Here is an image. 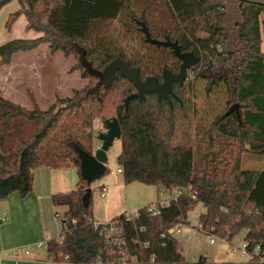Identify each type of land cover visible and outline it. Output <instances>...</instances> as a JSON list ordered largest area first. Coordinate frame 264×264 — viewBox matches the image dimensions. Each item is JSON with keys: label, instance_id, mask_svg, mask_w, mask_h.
Here are the masks:
<instances>
[{"label": "trees", "instance_id": "16d2710c", "mask_svg": "<svg viewBox=\"0 0 264 264\" xmlns=\"http://www.w3.org/2000/svg\"><path fill=\"white\" fill-rule=\"evenodd\" d=\"M10 1L0 0V8ZM17 2L10 20L23 14L25 29L40 35L1 44L0 66L9 65L18 52L47 43L51 53L74 54L81 77L94 83L57 99L47 110L35 103L26 109L0 94V199L12 192L29 193L33 170L39 167L75 166L79 174L73 145L91 154L94 119L112 117L121 130L118 168L125 184L139 182L159 191L185 189L160 207L157 215L147 211L158 203L154 202L139 208L132 220L124 213L113 217L114 234L109 240L101 232L107 222L94 221L91 193L88 205L82 204L86 184L79 174L75 189L51 196L54 206L66 210L59 234L45 241L43 260L51 264H264L259 258L264 255V54L259 20L264 6L238 5L237 34L244 52L231 83L230 77L218 73L236 53L227 50L230 35L224 27L223 0ZM142 25L151 38L174 41L181 52L192 51L200 58L183 83L173 85L176 98L171 97L170 104L151 93L125 106L126 96L136 91L132 84L116 72L108 87L93 89L97 77L84 65L102 70L120 57L128 66L138 67L142 79H161L164 68L177 72L180 61L172 49L147 43ZM131 31L137 32V46L126 52L118 39ZM121 86L125 88L114 103L109 95ZM210 92L215 93L209 96ZM243 157L261 166L243 168ZM199 202L205 210L198 223L206 233L229 242L244 229L246 251L252 253L258 245L260 256L244 262H208L202 256L186 260L181 241L167 232L188 223L189 211Z\"/></svg>", "mask_w": 264, "mask_h": 264}, {"label": "rangeland", "instance_id": "374dc122", "mask_svg": "<svg viewBox=\"0 0 264 264\" xmlns=\"http://www.w3.org/2000/svg\"><path fill=\"white\" fill-rule=\"evenodd\" d=\"M223 2L227 11L224 27L230 35L231 40L237 36V30L233 27L239 19L237 15L238 5L232 0H223ZM18 7V2L12 0L0 9V45L14 39H32L40 35L37 31L25 30L26 19L23 14L18 15L12 21L10 20V16ZM262 16L264 17V13L260 15V21L262 20ZM137 36V32L134 31L123 33L118 39V44L127 52L129 48L132 49L137 46ZM230 40L227 43V50L231 51L239 48V45L234 43L236 42L235 40L234 42ZM234 57L240 60L243 58L240 55ZM77 64L78 59L74 54L65 55L61 51L51 53L47 43L41 44L31 51L18 52L13 56L11 64L0 66V74H5L2 81L5 82L9 78V84L3 92V97L26 109H32L35 103L41 110H47L57 99L72 96L73 90H80L94 83V80L88 77H81L80 69L75 68ZM191 75L189 72L187 78L189 79ZM234 75L235 72L229 74L228 77L233 78ZM124 88L125 86L116 87L111 95H109V99L114 103L119 102L121 92ZM214 93L210 92L209 96ZM111 114L110 111L105 116L107 117ZM102 121L99 118L94 119L92 123L93 151L99 146L97 134L104 132ZM120 148V140L114 139L112 145L107 150L106 172L90 184L91 210L94 221L98 224L109 222L113 217L119 215V213L121 214L128 200V205L131 203L138 205L143 203L142 200L151 198L152 196L155 198L158 195V201H160L164 198H170L173 194L170 191L161 194L153 186L141 183L124 184L121 180V175L116 174ZM242 167L250 168L255 167V165H251L250 159L243 157ZM126 185L127 187L129 186V189L125 188ZM101 186H104L106 189L104 197H100L99 195ZM115 186L117 187L115 188ZM108 198L112 203L108 214L105 215V202L109 200ZM56 208L55 211H57L58 216H53L54 219L51 220V225H48L51 238L56 237L60 232V218L64 210L62 206ZM204 210L205 208L199 202L189 211L188 223L184 224L186 230L183 228L185 232H191L192 228L197 226L198 216ZM244 232V229L239 231L229 242L225 243L228 250L231 251L232 258L230 259L234 260H231L232 262H237L238 260L246 261L250 257L248 253L241 255ZM210 238H212L211 235L198 232L189 239H181V250L186 254L187 260L192 261L194 257L196 258L200 254L215 253L218 251V241L215 240L214 244H210ZM41 244L42 246L40 248H37V245L31 247V253L36 257L45 259L44 242Z\"/></svg>", "mask_w": 264, "mask_h": 264}, {"label": "crops", "instance_id": "0c3cea01", "mask_svg": "<svg viewBox=\"0 0 264 264\" xmlns=\"http://www.w3.org/2000/svg\"><path fill=\"white\" fill-rule=\"evenodd\" d=\"M260 24L261 50L264 54L263 16ZM231 40L234 42V40L237 41V38L235 37ZM233 42L231 43L233 44ZM4 77L5 74H0V94L2 96L3 92L6 90V86L9 84V78L5 82L2 81ZM250 164L255 165V167L261 166V164L259 162L256 163L254 159H250ZM78 181L79 174L75 166H66L57 169L39 167L33 170L32 189L29 193L25 196H21L18 192H12L6 198L0 199V264H51V262L44 261L31 252L26 255L24 253H17V251L23 250L26 246H34L37 243L45 242L47 239L51 238L48 225H51V220L54 219L53 216H56V207H60L52 204L51 196L55 193H64L75 189ZM116 187L117 186H115V188ZM153 187L159 191L155 186ZM125 188L129 189V186L127 187L126 185ZM157 196L155 198L152 196L151 198L142 200L143 203L138 205L136 203L128 205V200L126 201L125 209L121 213L132 212L133 210L135 211L148 204L157 202ZM111 203L110 199L106 200L105 215L108 214ZM62 207H64V212L66 207ZM182 228L185 229L184 225ZM245 233L246 231L244 235ZM218 247L219 249L215 253L200 254L196 258L194 257L192 261H196L201 256L208 262L231 261L232 259L230 258H232V254L231 251L228 250L226 244H218ZM183 254L184 256L186 255L184 252ZM237 262L244 261L238 260Z\"/></svg>", "mask_w": 264, "mask_h": 264}, {"label": "water", "instance_id": "95a60500", "mask_svg": "<svg viewBox=\"0 0 264 264\" xmlns=\"http://www.w3.org/2000/svg\"><path fill=\"white\" fill-rule=\"evenodd\" d=\"M237 5L242 3H251L264 6V0H233ZM145 36V40L149 44L170 47L173 55L180 61L179 69L176 73L164 68L161 72L162 81L160 82L156 76H146L144 79L140 77L139 68L136 66H128L126 62L120 57L111 60L102 70H93L89 64H84L91 75L97 77V82L93 89H97L103 85L108 87L115 79L116 72L125 77L135 88V92L129 94L124 99V105L127 106L128 102L133 98L143 100L146 94L154 93L158 100H165L170 104V98H176L173 92V84H182L186 79L187 70L193 69L200 61V58L192 51L181 52L176 42L169 39L157 40L149 36L147 29L144 25L141 27ZM242 60V59H241ZM239 60V62H241ZM232 70V74L238 68V65ZM234 78V77H233ZM233 78H230L232 83ZM104 132L97 134L99 146L91 153L81 150L76 144L73 145L74 150L77 152L79 158V174L84 180L86 187L82 195V204L87 206L91 193L90 184L99 179L105 172L107 161V150L112 145L114 139H120V125L115 117L105 119L102 122Z\"/></svg>", "mask_w": 264, "mask_h": 264}, {"label": "built area", "instance_id": "2783aa9c", "mask_svg": "<svg viewBox=\"0 0 264 264\" xmlns=\"http://www.w3.org/2000/svg\"><path fill=\"white\" fill-rule=\"evenodd\" d=\"M116 174H121V169L120 168H117L116 169ZM105 187L104 186H101L100 188V197H104L105 196ZM166 191H170L171 193H173L171 195L170 198H164L160 201H157L158 203L157 204H151L147 211L150 215H157L159 213V210H160V207H162L164 204H166L170 199H174L176 198L177 196H179L180 194L184 193L185 192V189H182V188H176V187H173L171 189H168V190H164V189H161L159 192L161 194H164ZM124 216L127 220H132L134 218H136L138 216V210H135V211H132V212H124ZM114 223L109 221L107 222V226H103L102 229H101V232L102 234L108 238L109 240L112 239V236L114 234ZM183 225H177L171 229L168 230L167 233L171 234L174 238L178 239V240H181L183 238L185 239H189L191 236L195 235L196 233L198 232H204L206 233L203 229H202V226L198 223L196 227H193L191 232H185L182 228ZM208 234V233H207ZM211 235V234H209ZM162 236H164V234H162ZM212 238H210V244H214L215 243V240L218 241V244L219 245H223L225 243H227L226 239L224 238H220V237H217L215 235H211ZM42 243V242H41ZM41 243H37L35 245H37L36 247L37 248H40L42 246ZM44 246H45V242H44ZM31 247H34V246H26L23 250H18L17 253H24L26 255H28L30 252H31ZM259 246H255L252 253H249L246 251V243H242L241 245V255H243L244 253H248L250 256H253V255H256V256H260V251H259ZM261 261H264V255L259 257ZM124 260V259H123Z\"/></svg>", "mask_w": 264, "mask_h": 264}, {"label": "flooded vegetation", "instance_id": "af4514ba", "mask_svg": "<svg viewBox=\"0 0 264 264\" xmlns=\"http://www.w3.org/2000/svg\"><path fill=\"white\" fill-rule=\"evenodd\" d=\"M237 3V2H236ZM238 15V14H237ZM239 18V17H238ZM238 22H239V19H238ZM233 28H235V29H238V27L237 26H235V27H233ZM236 38H237V41H236V43H237V45H239V48H235V50H236V55L235 56H238V55H240V56H243V51H244V49H243V47H242V45H241V42L238 40V34H237V36H235ZM234 45V44H233ZM239 60L240 59H238L237 57H233L232 58V60H231V64L229 65V66H227V67H221L219 70H218V73H220V74H222V75H224L225 77H227V76H229V74H232L231 72H232V70L235 68V67H233L234 65H238L239 66V64H240V62H239ZM190 70V69H189ZM189 70H187V72L189 71ZM186 72V73H187ZM174 73H176V72H174ZM159 81L161 82L162 81V77H161V79H159ZM175 84V83H174ZM173 84V85H174ZM173 88V87H172Z\"/></svg>", "mask_w": 264, "mask_h": 264}]
</instances>
